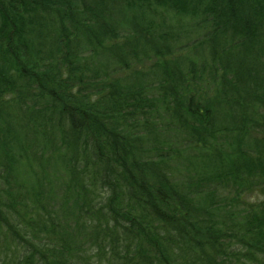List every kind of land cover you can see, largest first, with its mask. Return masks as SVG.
<instances>
[{"label": "trees", "instance_id": "obj_1", "mask_svg": "<svg viewBox=\"0 0 264 264\" xmlns=\"http://www.w3.org/2000/svg\"><path fill=\"white\" fill-rule=\"evenodd\" d=\"M0 264H264V0H0Z\"/></svg>", "mask_w": 264, "mask_h": 264}]
</instances>
